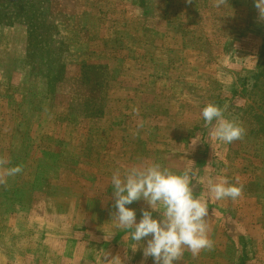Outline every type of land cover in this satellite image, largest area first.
<instances>
[{
	"label": "rangeland",
	"instance_id": "rangeland-1",
	"mask_svg": "<svg viewBox=\"0 0 264 264\" xmlns=\"http://www.w3.org/2000/svg\"><path fill=\"white\" fill-rule=\"evenodd\" d=\"M209 103L241 140L211 136ZM153 162L209 207L213 246L177 264H264L255 0H0V264H153L111 215L113 173ZM221 177L238 199L210 198Z\"/></svg>",
	"mask_w": 264,
	"mask_h": 264
},
{
	"label": "clouds",
	"instance_id": "clouds-1",
	"mask_svg": "<svg viewBox=\"0 0 264 264\" xmlns=\"http://www.w3.org/2000/svg\"><path fill=\"white\" fill-rule=\"evenodd\" d=\"M255 7L264 19V0H255ZM201 115L205 124L212 125L210 134L219 142L230 144L241 140L245 134V129L227 119L223 109L214 103L206 105ZM19 171L21 169L15 167L8 174ZM194 175L193 169L176 173L153 162L131 167L123 175L114 172L111 177L115 209L111 215L115 217L116 226L132 230L131 240L137 244L135 251L143 244V256L151 257L153 264H177L186 249L195 256L213 246L206 221L208 203L194 195ZM209 193L214 200H236L242 195V187L221 177L218 182H209ZM141 200L148 207L141 210L137 220L136 210L129 206Z\"/></svg>",
	"mask_w": 264,
	"mask_h": 264
}]
</instances>
